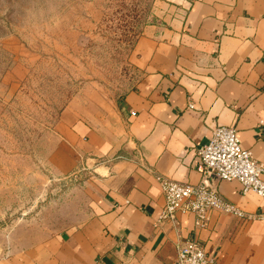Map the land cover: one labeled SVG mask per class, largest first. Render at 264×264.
Segmentation results:
<instances>
[{
	"label": "crops",
	"instance_id": "0c3cea01",
	"mask_svg": "<svg viewBox=\"0 0 264 264\" xmlns=\"http://www.w3.org/2000/svg\"><path fill=\"white\" fill-rule=\"evenodd\" d=\"M155 16L135 44L143 78L118 101L115 128L97 129L72 112L57 125L58 141L82 168L53 172L80 174L86 220L0 264H175L188 241L212 264H264V200L238 182L203 178L195 153L224 126L264 163V0H159ZM156 175L193 186L205 180L225 202L262 217L212 212L203 229L192 215L159 224Z\"/></svg>",
	"mask_w": 264,
	"mask_h": 264
},
{
	"label": "rangeland",
	"instance_id": "374dc122",
	"mask_svg": "<svg viewBox=\"0 0 264 264\" xmlns=\"http://www.w3.org/2000/svg\"><path fill=\"white\" fill-rule=\"evenodd\" d=\"M157 1L0 0V258L86 220L80 174L53 172L82 168L57 125L72 112L115 128L143 78L135 44Z\"/></svg>",
	"mask_w": 264,
	"mask_h": 264
},
{
	"label": "built area",
	"instance_id": "2783aa9c",
	"mask_svg": "<svg viewBox=\"0 0 264 264\" xmlns=\"http://www.w3.org/2000/svg\"><path fill=\"white\" fill-rule=\"evenodd\" d=\"M189 109L193 110L192 105ZM195 153L200 162L203 178L213 176L216 183L238 182L242 193H254L264 200V163L257 162L250 151L244 149L233 128L224 126L212 130L207 145L199 146ZM164 206L158 223H175L179 215H192L196 229L207 226L212 212L246 220H255L262 215H251L237 206L225 202L218 188L210 187L204 180L198 185L179 183L156 175ZM213 260L205 249L195 241H188L177 249L175 264H212Z\"/></svg>",
	"mask_w": 264,
	"mask_h": 264
}]
</instances>
